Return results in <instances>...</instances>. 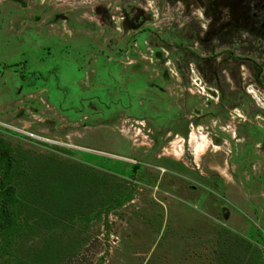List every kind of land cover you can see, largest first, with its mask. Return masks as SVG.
Masks as SVG:
<instances>
[{
	"label": "rangeland",
	"instance_id": "1",
	"mask_svg": "<svg viewBox=\"0 0 264 264\" xmlns=\"http://www.w3.org/2000/svg\"><path fill=\"white\" fill-rule=\"evenodd\" d=\"M111 1L126 10L103 23L94 7ZM131 7L147 18L124 29ZM192 11L0 0V149L14 163L8 181L0 164V202L1 184L17 198L0 264L264 262V52L209 54ZM103 174L108 197L78 186ZM59 178L68 200L93 191L81 214L29 198Z\"/></svg>",
	"mask_w": 264,
	"mask_h": 264
},
{
	"label": "flooded vegetation",
	"instance_id": "2",
	"mask_svg": "<svg viewBox=\"0 0 264 264\" xmlns=\"http://www.w3.org/2000/svg\"><path fill=\"white\" fill-rule=\"evenodd\" d=\"M173 1L174 3L183 2L184 7L194 8L191 14H197L198 17H194V20H196L194 22L195 26L190 32L196 38H199L200 35L202 40H206L209 54H217L221 50H225L229 56L228 63H230L229 60L232 57L245 61V58H248L245 53L248 51L243 42L246 41L250 42L252 47L249 48L250 53L264 52V0ZM143 9L145 10V6ZM125 10L126 8L117 7L115 1L105 5L101 3L94 7L95 15H99L97 18L99 21L103 22V20L109 21L111 19V23L117 22V14H123ZM56 17L61 16L57 15ZM145 18H147L145 11L141 12L139 8L131 7L130 16L126 18L121 16L118 19H120L121 26L127 29V27H133L145 20ZM106 23L109 25L110 22ZM214 46L215 51H213ZM261 66V62L257 63L259 69Z\"/></svg>",
	"mask_w": 264,
	"mask_h": 264
},
{
	"label": "trees",
	"instance_id": "3",
	"mask_svg": "<svg viewBox=\"0 0 264 264\" xmlns=\"http://www.w3.org/2000/svg\"><path fill=\"white\" fill-rule=\"evenodd\" d=\"M2 163V181H8L9 178L12 176V173H13V166H14V163H13V158H12V155L10 153V151L5 148V149H0V164ZM104 175V174H103ZM105 177L102 178L101 182L100 180L97 181V180H92L91 182H85V181H81V183L78 185L79 187L81 185H83L84 183H86L85 186L88 185V189H91V185H92V182L96 185V183L101 186L102 190L105 191V194L108 195L111 194V190H112V187H113V183H115V180L112 179V177L110 175H104ZM42 177V176H41ZM63 178V177H62ZM70 178H67L66 180L64 179H61L59 178V180H57L56 184H54L53 181H51L50 183V187H45L44 184H47L48 181H45V180H39V182L36 183V188L38 189H32L31 190V195L29 198H33L35 195H40L41 196H47L49 197L50 193L54 194L53 195V198L52 200L55 201H51L50 204V207H48L51 211H54L55 209H57L56 211L58 212V214L63 211H65V209H69V210H76L77 212H81L87 208V206H89L91 204V200L90 199H87V196H89L91 198V195L93 194L91 192H89V194H86L87 191H84L85 189H87L85 186V189L82 191L79 190V189H73L72 191L74 193H78L79 196L77 197L78 199H73V200H68L67 199V196H66V193L68 192L67 188H68V185L65 186V183H67V181L69 180ZM97 181V182H96ZM88 183V184H87ZM68 184V183H67ZM1 195H2V199H1V202H0V236L6 232L8 229H10L12 227V225L14 224L13 221H14V218H13V210H12V207L11 205L13 203H15L17 201V198L15 196V188L11 185H7V186H4V184H1ZM93 188V187H92ZM89 191V190H88ZM97 190L95 189L94 191V195L95 196H99L100 194V189L96 192ZM45 192V194L43 193ZM86 192V193H85ZM35 193V194H34ZM104 193V192H103ZM34 194V195H33ZM37 197V196H36ZM104 200V199H102ZM86 202V203H85ZM56 203H60L62 206L60 207V209L57 208V204ZM55 204V206H53ZM65 205V206H64ZM247 251H250L249 248H247ZM256 256V255H255ZM258 263V264H264L261 263V262H255V264ZM254 264V263H252Z\"/></svg>",
	"mask_w": 264,
	"mask_h": 264
}]
</instances>
